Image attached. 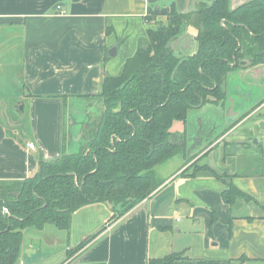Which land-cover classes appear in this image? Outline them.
<instances>
[{"label": "crops", "instance_id": "0c3cea01", "mask_svg": "<svg viewBox=\"0 0 264 264\" xmlns=\"http://www.w3.org/2000/svg\"><path fill=\"white\" fill-rule=\"evenodd\" d=\"M171 4L183 12L189 0H0V181L32 175L40 158H56L64 147L77 150L70 99L99 92L103 75L118 74L147 39L153 26L146 17L165 18ZM222 87L225 102L195 111L204 116L202 131L194 120L185 129L187 140L212 127L218 136L190 153L187 142L185 156L156 165L160 183L147 198L111 222L109 206H83L72 214L67 236L48 228L27 240L15 264H148L177 252L181 257L169 264H264V64L237 70ZM230 100L232 119L223 123ZM25 110L29 130L21 123ZM182 129L180 122L173 126ZM193 155L222 178L207 169L183 175L180 161ZM228 184L249 199L225 203L220 193ZM94 232L64 260L71 240ZM42 240L61 250L42 251Z\"/></svg>", "mask_w": 264, "mask_h": 264}, {"label": "trees", "instance_id": "16d2710c", "mask_svg": "<svg viewBox=\"0 0 264 264\" xmlns=\"http://www.w3.org/2000/svg\"><path fill=\"white\" fill-rule=\"evenodd\" d=\"M188 29L195 47L186 53L174 50L172 42ZM111 31L105 28L106 34ZM262 64L264 0L234 8L229 0H197L195 9L183 12L171 4L166 22L147 30V39L118 74L103 75L99 92L79 95L99 106L84 123L77 150L64 147L56 158H40L32 175L0 181V264H15L27 240L48 228L67 236L72 214L83 206H109L111 222L147 198L160 183L156 165L186 155V124L204 117L195 111L227 100L222 84L230 74ZM177 122L183 126L180 133L173 131ZM200 169L222 178L205 164L182 174ZM220 194L230 206L249 199L233 184ZM99 232L75 249L65 247L64 260ZM180 257L172 253L148 264H169Z\"/></svg>", "mask_w": 264, "mask_h": 264}, {"label": "rangeland", "instance_id": "374dc122", "mask_svg": "<svg viewBox=\"0 0 264 264\" xmlns=\"http://www.w3.org/2000/svg\"><path fill=\"white\" fill-rule=\"evenodd\" d=\"M161 14H162L161 12H157L151 15V24L153 27H156L158 23L166 22V17L164 18V16ZM69 105H70V115L68 119H69V122H71L74 127L73 129H71V132H72L71 134L75 137L79 135L78 136V139H79L81 135L80 131L82 127L84 126V123L90 118L96 116L99 105L93 99H86V98H81V99L72 98L69 101ZM27 112L28 111L25 110V112L22 114L21 123H22V126H24L27 130H29V116ZM12 122H17V119H15ZM200 163L201 162L197 158L194 159V155L189 158H182L180 161L181 166L179 170H181L182 172L184 170L189 171L191 170L193 165L197 166V164H200ZM38 245H40L43 248L42 251L49 249V251L53 252L54 250L53 248L56 247V246H49L45 240H42V242H40ZM60 245L61 244H58L57 247H59ZM47 246L53 247V248H48ZM57 250H61V249H57ZM57 250H54V251L56 252ZM55 252H53V256L57 254V252L56 253ZM61 253L63 254L64 251L63 252L61 251ZM72 254H70L66 259L72 258L73 256ZM51 256H48V257H51Z\"/></svg>", "mask_w": 264, "mask_h": 264}, {"label": "water", "instance_id": "95a60500", "mask_svg": "<svg viewBox=\"0 0 264 264\" xmlns=\"http://www.w3.org/2000/svg\"><path fill=\"white\" fill-rule=\"evenodd\" d=\"M196 1L197 0H189V4L187 6V10L188 11H191L193 9H195L196 7ZM170 44V42L168 43ZM192 44H193V40H192V35L190 33H185V34H182L180 37H178L173 43H172V48H174V50H177L178 47H180V50L184 53L186 52H189L192 48ZM146 45L143 46V48H145ZM115 49V48H113ZM109 55H113V52L109 51ZM253 73V72H251ZM245 81H247L248 83H256V82H260L259 80H250L249 78H247V76H245ZM248 85V84H247ZM233 101L230 100L229 101V106L227 108V112H226V115H225V119L223 121V123H229L232 119V116L228 115L229 113H232L233 112ZM230 116V117H229ZM222 123V124H223ZM202 126H203V122L201 121L200 122V128H199V131L201 132L202 131ZM219 126H221L220 124H218L216 126V128H218ZM215 127H212V129L207 132V134L205 136H196V135H193L191 137L188 138L187 142H188V150H189V153L192 150H196L198 148H200L205 142H208V141H211L213 138H214V134H215V130H214ZM76 140L78 138V136L75 137ZM198 139V144H194V141ZM193 141V143L191 144V142ZM191 146H193L192 148H189ZM78 210V209H77ZM77 210L74 212L76 213ZM74 215V214H73ZM72 215V216H73ZM72 227V224L70 225V229ZM94 233L92 234H89L88 236L84 237L83 239L81 240H77L75 239L74 242L71 240L69 245H68V248L69 249H75L77 246H79L85 239L89 238L90 236L94 235ZM45 256V255H44ZM44 256L42 258H44ZM38 260V259H36ZM24 264H28V262L24 263ZM31 264V262L29 263Z\"/></svg>", "mask_w": 264, "mask_h": 264}, {"label": "built area", "instance_id": "2783aa9c", "mask_svg": "<svg viewBox=\"0 0 264 264\" xmlns=\"http://www.w3.org/2000/svg\"><path fill=\"white\" fill-rule=\"evenodd\" d=\"M28 146H29V148H33L34 147L33 143H28ZM2 211L4 213H7L8 212V210L5 207L2 208Z\"/></svg>", "mask_w": 264, "mask_h": 264}, {"label": "flooded vegetation", "instance_id": "af4514ba", "mask_svg": "<svg viewBox=\"0 0 264 264\" xmlns=\"http://www.w3.org/2000/svg\"><path fill=\"white\" fill-rule=\"evenodd\" d=\"M172 43H173V42H172ZM171 46H172V44H171ZM173 49H174V48H173ZM178 49H180V48H178ZM213 136L216 137V136H218V135H217V133H215ZM64 258H65V255H64Z\"/></svg>", "mask_w": 264, "mask_h": 264}]
</instances>
